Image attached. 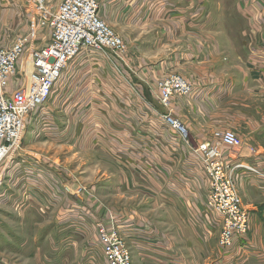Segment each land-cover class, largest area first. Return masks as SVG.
<instances>
[{
    "label": "crops",
    "instance_id": "0c3cea01",
    "mask_svg": "<svg viewBox=\"0 0 264 264\" xmlns=\"http://www.w3.org/2000/svg\"><path fill=\"white\" fill-rule=\"evenodd\" d=\"M197 1V5H201L202 0H113L117 16L122 17L118 21L127 24L130 27L128 30L134 31L133 35L122 33L128 41L131 54L123 57L122 54L109 51H96L95 57H92L90 50L71 59L65 68L67 75L65 69L63 75H66L68 84L72 78V86L62 90L59 95L64 98L56 99V104H52L55 110L66 109V125L62 127L56 124L54 127L51 121H46L48 115L52 119H64L50 104L39 108L28 122L21 148L16 154L18 156L5 170L16 180L23 177L24 184L18 191L20 197L28 193L30 200L26 206L32 204L35 208L48 206L52 209L51 203L44 205L43 201L45 196L48 198V179L58 176L60 137L67 128L74 126L78 112L83 111L84 126L98 128L99 132L102 128L105 131L111 127L115 129L112 136H106L104 132L102 137L94 136L96 141L91 143L99 142L103 146L108 140L112 141L116 147L114 155H120L121 158L122 155H130L133 159L136 155H147V158L150 155L153 163L148 159L139 169L134 159L131 172L140 177L141 173L148 175L146 168L156 169L157 166V173L152 170L150 173L152 177L161 176L164 180L157 188L158 192L167 195H164L162 202L165 205L164 213L169 212V209H173V213L178 212V220L172 222L180 225L176 235L178 241H175L174 231H170L169 226L160 232L148 218H145V222H148L146 229L145 223L140 222L138 217L134 216L133 220V215L130 216L125 210L128 207L122 212L108 214L100 208V213L105 215L103 218L94 209L92 212L88 201L79 205L69 199L67 194L61 216L57 210L56 217L50 215L44 224L40 221L42 227L34 235L33 249L26 253L20 252L29 257L34 256L32 262L46 264L41 259L49 256L50 264H58L62 256L67 258L71 254L73 260L75 255L81 257L76 264H107L98 240L97 226L100 223L115 225L127 239L130 250L132 248L137 258H142L147 264H188L187 255L196 256L198 250L206 252L202 244L205 243L204 237L197 229H188L187 223L194 225L200 220L202 224V219H207L209 214L217 220L219 218L207 206L209 184L199 151L201 143L214 140L215 129L233 128L247 143L260 146L256 149L245 144L240 154L243 155L240 160L254 166L259 173L240 169L237 181L243 202L250 213L251 209L255 210L253 201L264 203V24H253L252 31L261 34L255 38L257 41L250 43L240 60L227 63L220 56L218 39L203 33L207 31L208 25L199 21L188 22V16H195L200 11L198 6L191 7ZM105 6L103 0L100 13L106 10ZM216 28H220L219 25ZM123 30L120 28L121 32ZM39 41L40 37L36 35V43ZM89 61L90 66L80 67ZM94 64L107 68V76L101 69L96 75ZM175 73L192 84L193 92L190 96L173 97L169 107H165L154 99L158 94V82ZM76 77H82L83 82L78 83ZM167 113L183 125V131L164 118L163 115ZM38 143H41L39 147ZM249 147L255 148L256 153H252ZM223 148L224 155H229V148ZM74 156L67 155L65 161L69 163ZM68 173L72 171L69 169ZM32 174L35 179L26 183L24 178ZM198 177L202 184L197 183ZM68 179L67 183L74 182ZM56 182L57 187L59 182ZM11 187L17 186L14 183ZM188 206L200 214L198 219L194 217L193 221L188 218L187 221L182 209ZM170 216L158 215L160 221L157 222L169 224ZM25 218L29 223L38 221L37 216H25L22 219ZM82 224L85 228L80 227ZM243 241L247 239L225 251L224 257L219 254L212 264H263L264 253L259 250L250 253L246 245L240 248ZM47 248L49 251L44 253ZM250 254L255 259L250 260ZM175 257L179 261L182 259V262H171ZM66 264L71 263L66 261Z\"/></svg>",
    "mask_w": 264,
    "mask_h": 264
},
{
    "label": "rangeland",
    "instance_id": "374dc122",
    "mask_svg": "<svg viewBox=\"0 0 264 264\" xmlns=\"http://www.w3.org/2000/svg\"><path fill=\"white\" fill-rule=\"evenodd\" d=\"M48 1L52 4H57L60 0ZM198 3L199 2L197 1L196 5L191 7L194 8L198 6L197 8L200 11L195 16H188V22L199 21L208 25L207 31H204L203 33L212 35L218 39L217 42L218 48L220 49V56L224 57L227 63H231L233 60H240L245 53V49L250 47V43L257 41L255 38L261 35L257 31H252L251 27L253 24H264V0H202L201 5H197ZM102 4L103 0L100 2V8ZM113 4V0H107L106 2L104 0V5H107L105 6L106 10L104 9L103 11L105 15L103 12L100 14L106 24L124 39L126 43V50L122 53L124 57L126 54H131L132 51L129 48L128 41L124 38L122 33L133 35L134 31L128 30L130 27H128L127 24L118 21L119 18L122 20V17L117 16V11ZM112 5L113 7H111ZM216 25H219L220 28L217 29ZM120 28H123L124 32H121ZM29 33H36V35L40 37L41 42L39 41L40 43H37L39 46H42V41L45 42L46 38H48L47 32L38 30L37 16L27 0H0V46H11L18 37ZM263 33L264 32H262V34ZM90 55L95 57L96 51H90ZM90 62L91 61L80 65V67L90 66ZM25 67H27V65ZM228 67H230V64H228ZM100 69L105 73V76H107V68L104 66L101 68L99 64L93 65V70L97 73L96 75H98ZM66 70L67 69H65L64 73L67 75ZM18 74L19 73L16 75ZM66 75L64 74L62 79L56 85L52 99L49 98L46 103V105L50 104L53 110L57 111V114L62 115L64 118L61 119L54 117V119H52L51 115H48L46 121H51L54 127H56V124L63 127L67 122L65 116L66 109L55 110L52 105L56 104V102H54L56 99L62 100L64 98L62 95H59L62 90L72 86V78H70L68 84ZM171 75L180 74L175 73ZM21 78L23 77L19 74V76H15L14 79L20 80ZM165 78L158 82V94L155 95L156 97L154 98L157 102L160 101L159 84ZM76 79H78V83L83 82L82 77L81 79L76 77ZM113 87L115 86L113 85ZM14 88H16V82H13L11 85V89ZM83 115V111L78 112V116L73 122L74 126H71V129L67 128L62 134V137H60L62 143L58 144V155H60L59 161L57 162L59 166L58 176L48 179L49 183L47 187L49 190L46 192L48 198L45 196L43 201L44 205H46L45 203H51L52 209L48 206L35 208L32 204L26 206V203L30 200L28 198V193H23V196L20 197L18 191V188L24 184L23 177L16 180V178L10 177V175L6 173L5 170H7V167H0V264H38L32 262V260L34 261V256L29 257L20 252L26 253L29 252L30 249H33L35 245L34 235L36 232H40V228L42 227L40 221L44 224V221L48 222L47 217L50 215L56 217L57 210L59 212L58 215L60 214L61 216L62 213H60V211L61 208L65 206L64 202L67 201L65 195L67 194H69V199L75 201L79 205L88 201L89 205L92 207V212L94 209L96 213L98 215L100 214V217L103 218L105 215L104 213H100V208H103L105 214H108L110 212H122V209L128 207L125 210L130 213V216L133 215V220L134 216L136 218L138 217L140 222L142 221L145 223L144 227L146 229L148 222H145V218H148L149 221L153 222L152 224H154V228L160 232H164L169 226V230L174 231L173 236L175 241H178L176 235L178 234L180 225L172 224V222L175 223V221L178 220V212L173 213V209H169V212L164 213L165 205H163L162 202L164 195L166 197L167 195L163 192L157 191V188L159 185L161 186V183H163L164 180L161 176L158 178L152 177L150 173V170L157 173V166L156 169L155 167L153 169L146 168L145 170L148 172V175L146 173H141V176L139 177L132 173L133 171L131 168L133 167L132 164L134 159L137 166L136 168L142 169L141 164L147 163L148 159L153 163L149 158L150 155H148V158L147 155H136L134 159L131 158L130 155H122L123 158H121L120 155H114L113 152L116 147L115 143H112V141L108 140L103 146L99 145V142L98 144L91 143V141H96L93 139L94 136L102 137L101 134L104 132L106 136H112V132L114 133L115 129L111 127V129L105 131L106 129L102 128L99 132L98 128L86 127L82 124ZM54 120L56 122H53ZM214 131H232L237 136L241 137L237 130L233 128L215 129ZM89 136L91 138H89ZM244 142L247 144L246 146H253L256 149L260 147L258 144H249L245 140ZM40 144L41 143H38V147ZM67 155H75L74 158L70 159L69 163L65 161ZM139 157H141V159H139ZM63 161L65 162L62 163ZM162 163L163 162L159 165ZM126 164H128V166ZM69 169L72 173H68ZM26 177H29L24 178L26 183L27 181L32 182V180L35 179L33 174L32 176ZM67 179L74 180V182L71 181V183H67ZM56 180L59 182L57 187L55 186L57 183ZM135 180H137L138 183ZM14 183L17 186L15 188L11 187ZM197 183L202 184L199 177ZM129 184L131 185L129 186ZM153 185L154 187H151ZM57 199L58 203L56 202ZM253 202L255 210L251 209V226L248 232V238L247 241H243L239 247H245L246 245L250 253L256 250L264 253V203ZM244 203L245 202H243V204ZM116 207H118V209ZM182 210L187 216V221L188 218L189 220L190 218L193 219V221L194 217H196V219L199 218L198 216L200 214L192 209V207L188 206L187 209L184 208ZM166 214L172 215L170 216L171 222L169 224L157 222L160 221V218H157L158 215L162 216ZM25 216L31 218L37 216L38 221L32 219L33 221L29 223V220L26 218V220L22 219ZM89 217L92 218L93 215H89ZM90 221L91 220H89V222ZM92 221L94 222L93 219ZM218 221L219 218L217 220L212 214H209L207 219H202L203 225L200 223V220L194 225L187 223L188 229L189 227H191V229H197L201 236L204 237L205 243L202 244H204L203 247L206 251L201 252L198 250L196 256L194 254H189L188 257L187 255L188 264H212L219 258V254H222L224 257L226 254L225 251L227 250H224L219 246L221 226H219ZM104 225L108 228L115 226L112 224ZM80 227L85 228L83 224L80 225ZM150 227L153 226L150 225ZM125 240L128 243L127 239ZM238 243L239 241L236 243V246ZM127 245L128 247L130 246L129 243ZM131 250L133 259L135 260L133 263L147 264L146 262H143L142 258H137L136 253L132 248ZM48 251L49 248L44 249V253ZM255 253L257 254V252ZM75 256L76 258L74 260L71 254L67 258L66 256H62L61 259H59L58 264H66V261L71 264H76L81 257H78V255ZM253 259H255V257L250 254V260ZM41 260L46 264H50L51 262L49 256H43V259ZM41 260L39 261L41 262ZM171 262H182V259L179 261V258L175 257ZM262 263L264 264V259Z\"/></svg>",
    "mask_w": 264,
    "mask_h": 264
},
{
    "label": "built area",
    "instance_id": "2783aa9c",
    "mask_svg": "<svg viewBox=\"0 0 264 264\" xmlns=\"http://www.w3.org/2000/svg\"><path fill=\"white\" fill-rule=\"evenodd\" d=\"M27 2L37 16L38 30L47 32L48 38L39 46L36 33H29L18 37L11 46H0V167H7L18 156L32 114L47 103L71 59L83 51L119 55L126 50L124 39L101 18V0ZM29 60L31 72L25 67ZM17 73L23 78L16 80V88L11 89ZM192 92V84L180 75H170L159 84V100L165 107L173 97L190 96ZM163 116L184 130L170 113ZM213 139L199 145L209 184L207 206L219 217V246L230 250L248 238L251 226L250 211L238 189L239 170L259 171L240 160L245 143L234 132L214 131ZM225 146L229 155H224ZM249 149L256 153L255 148ZM97 233L107 264H134L132 252L116 226L108 228L100 223Z\"/></svg>",
    "mask_w": 264,
    "mask_h": 264
},
{
    "label": "bare ground",
    "instance_id": "6f19581e",
    "mask_svg": "<svg viewBox=\"0 0 264 264\" xmlns=\"http://www.w3.org/2000/svg\"><path fill=\"white\" fill-rule=\"evenodd\" d=\"M27 70L29 71V72H31V68H32V66H31V62H30V60L27 62ZM1 176V175H0Z\"/></svg>",
    "mask_w": 264,
    "mask_h": 264
},
{
    "label": "water",
    "instance_id": "95a60500",
    "mask_svg": "<svg viewBox=\"0 0 264 264\" xmlns=\"http://www.w3.org/2000/svg\"><path fill=\"white\" fill-rule=\"evenodd\" d=\"M181 128H182V129L184 128L183 125H181Z\"/></svg>",
    "mask_w": 264,
    "mask_h": 264
}]
</instances>
